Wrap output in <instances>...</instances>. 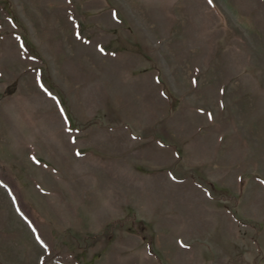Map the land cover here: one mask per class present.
Masks as SVG:
<instances>
[{"label":"rangeland","instance_id":"1","mask_svg":"<svg viewBox=\"0 0 264 264\" xmlns=\"http://www.w3.org/2000/svg\"><path fill=\"white\" fill-rule=\"evenodd\" d=\"M0 264H264V0H0Z\"/></svg>","mask_w":264,"mask_h":264},{"label":"trees","instance_id":"2","mask_svg":"<svg viewBox=\"0 0 264 264\" xmlns=\"http://www.w3.org/2000/svg\"><path fill=\"white\" fill-rule=\"evenodd\" d=\"M2 180V179H1ZM3 185H5L6 187H7V189L10 191V193H11V195L13 196V199L15 200V201H17L16 202V204H17V206L19 207V211H21V215H23L26 219H27V217L25 216V214L23 213V210H22V208H21V204L19 203V200L15 197V194L13 193V188L11 187V186H9L8 184H6V183H4L3 182Z\"/></svg>","mask_w":264,"mask_h":264},{"label":"snow or ice","instance_id":"3","mask_svg":"<svg viewBox=\"0 0 264 264\" xmlns=\"http://www.w3.org/2000/svg\"><path fill=\"white\" fill-rule=\"evenodd\" d=\"M210 2H211V0H210Z\"/></svg>","mask_w":264,"mask_h":264}]
</instances>
